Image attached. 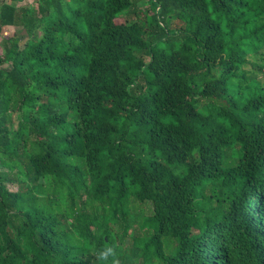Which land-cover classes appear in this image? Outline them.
Returning a JSON list of instances; mask_svg holds the SVG:
<instances>
[{
	"label": "trees",
	"instance_id": "obj_1",
	"mask_svg": "<svg viewBox=\"0 0 264 264\" xmlns=\"http://www.w3.org/2000/svg\"><path fill=\"white\" fill-rule=\"evenodd\" d=\"M23 1L0 264H264V0Z\"/></svg>",
	"mask_w": 264,
	"mask_h": 264
},
{
	"label": "rangeland",
	"instance_id": "obj_2",
	"mask_svg": "<svg viewBox=\"0 0 264 264\" xmlns=\"http://www.w3.org/2000/svg\"><path fill=\"white\" fill-rule=\"evenodd\" d=\"M136 1V7H134L133 9H131L129 12L126 13V15L124 16V20L127 19L129 21L135 20V19H143L145 18V14L147 13V10L149 11V6L147 1L148 0H135ZM38 4V0H25L23 1L21 4H17L19 5V9H24V8H28L30 6H34L36 7ZM124 20H120L118 22H123ZM14 28H12V32H11V37L14 34ZM17 30L21 31V28H18ZM26 37L23 36L21 39V44L23 45L26 42ZM2 42V41H1ZM3 45V51L5 50V41L2 42ZM147 214H149V211L146 212Z\"/></svg>",
	"mask_w": 264,
	"mask_h": 264
},
{
	"label": "crops",
	"instance_id": "obj_3",
	"mask_svg": "<svg viewBox=\"0 0 264 264\" xmlns=\"http://www.w3.org/2000/svg\"><path fill=\"white\" fill-rule=\"evenodd\" d=\"M21 4V3H19ZM12 28H3L2 33L0 35V54H3V45L2 42L6 40V38L11 37ZM2 41V42H1Z\"/></svg>",
	"mask_w": 264,
	"mask_h": 264
}]
</instances>
